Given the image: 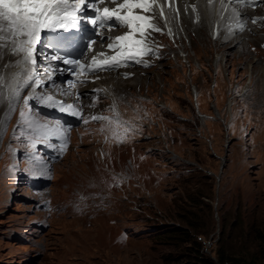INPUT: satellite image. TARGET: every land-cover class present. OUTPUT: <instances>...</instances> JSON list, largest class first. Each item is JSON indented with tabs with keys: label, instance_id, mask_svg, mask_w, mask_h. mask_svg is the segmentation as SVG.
I'll use <instances>...</instances> for the list:
<instances>
[{
	"label": "rangeland",
	"instance_id": "obj_1",
	"mask_svg": "<svg viewBox=\"0 0 264 264\" xmlns=\"http://www.w3.org/2000/svg\"><path fill=\"white\" fill-rule=\"evenodd\" d=\"M199 17L198 26L185 28L186 60L169 54L155 67L131 68L139 72L121 76L120 89L109 86L117 111L101 91L96 99L84 97L81 115L95 111L107 119L65 127L59 159L49 161L34 136H21L17 127L10 132L3 117L0 264H170L179 250L189 258L195 251L194 242L181 241L186 232L215 261L219 243L250 245L254 231L264 229V50L258 47L264 27H252L257 39L230 46L222 29L212 37L210 18ZM159 37L167 51L175 45ZM135 75L142 78L137 85L126 84ZM233 81L235 90L246 89L234 96L224 130L209 102L224 114L220 106ZM15 110L29 113L24 101ZM197 110L207 114L203 121ZM31 115L58 122L33 106ZM15 132L18 146L10 149ZM103 144L107 151L100 153Z\"/></svg>",
	"mask_w": 264,
	"mask_h": 264
},
{
	"label": "snow or ice",
	"instance_id": "obj_2",
	"mask_svg": "<svg viewBox=\"0 0 264 264\" xmlns=\"http://www.w3.org/2000/svg\"><path fill=\"white\" fill-rule=\"evenodd\" d=\"M73 2L74 0H0V51L8 49L10 46L12 55L21 56V60L17 61L18 65H22L24 69L31 65V69L24 72L26 79L23 86L15 85L11 88L9 112L15 110V103L20 98L21 87H31L32 92L35 93L38 89L48 86V81L39 78L37 46L43 44L48 35H52L53 40L68 39L67 36L61 35V30L69 32L70 29L80 28L85 16L87 17L86 23L92 25V32L99 36L102 44L111 38L103 36L97 32V29L113 30L117 27L127 29L124 34L116 36L112 42L107 43V49L115 54L106 56L104 52H100L92 56L87 65L82 64L79 59H67L58 55H52L50 57L52 61L62 60L64 65L70 66L72 73L80 71L81 75H88L127 66L128 61L140 63L138 57L150 54V49L146 45V34L149 30L160 31L151 23L154 17L146 15L152 11L155 0H122L119 3L117 0H107L116 6L103 7L102 9L96 7L95 0H90L88 3L86 0H79L75 7H72ZM101 2L103 3L105 0H101ZM231 2L240 3L242 6H258L254 0H231ZM89 9L92 11L88 12ZM161 15H163L162 11ZM238 27L240 30L243 29L242 24ZM95 42L92 40L86 45L89 51H92V45ZM49 44L56 47L52 41H49ZM145 66L147 65L145 64ZM61 71L63 72L64 69ZM53 75H55V70L48 73L49 81ZM72 85L73 82L68 81V86ZM4 87L0 85V93L3 92ZM80 95L77 94V99ZM2 99V95H0V102ZM23 99L24 105L29 108V113H20L17 128L21 131V136L31 135L37 141H50L54 136L56 139L63 137L66 140L67 129L63 124L58 123L49 128L48 125L41 124L32 117L30 101L38 99L37 96L30 94ZM39 99L41 106L58 108L60 112H67L78 120L81 118V113L75 110L73 104L65 105L63 101L55 100L52 95L40 96ZM92 119L100 120L107 119V117L94 116ZM84 123H88V120H84ZM21 125H25V127H21ZM66 146L64 143L61 151ZM33 147H35V143H33Z\"/></svg>",
	"mask_w": 264,
	"mask_h": 264
},
{
	"label": "bare ground",
	"instance_id": "obj_3",
	"mask_svg": "<svg viewBox=\"0 0 264 264\" xmlns=\"http://www.w3.org/2000/svg\"><path fill=\"white\" fill-rule=\"evenodd\" d=\"M155 1L156 3H158V5H161L162 8V12H163L162 24L164 27H166L165 34L168 37H170L171 42L175 44L171 46V49H168L166 54L173 55L175 56V58L178 57L180 59H185L186 55L184 54L183 51L184 48L182 46V39L184 38L185 33L186 35L188 33L186 32L185 28L186 27L195 28L196 26H198L200 22V17H199L200 14H202L203 20L205 22L209 23L210 21L209 25L211 29V36L212 37L215 36L216 33L219 31V29H222L225 33V38H228L227 41L228 42L231 41L229 44L230 46H234L239 41V39H246L245 37L247 36L253 39L252 38L253 34L257 36L259 33L256 34L255 29H252V27H255L257 23L264 24V20L261 19L253 23L250 30L239 31L232 28L231 27L232 21L235 19L237 15L244 14L246 12V7L242 6L240 3L233 4L228 0H155ZM78 2L79 0H74L73 4H76ZM88 2H90V0H86V3ZM105 2H107V0H105ZM73 7H75V5ZM259 10L262 13H264V4L261 5ZM176 12L178 13L177 15ZM209 18L210 20L208 21ZM186 21H189V25H187V23L186 25L183 24ZM213 27L216 30L214 33L215 35H213V29H212ZM258 36H260V34ZM231 39H235V40H231ZM41 47H42L41 44L37 46V53H36L37 70L40 73L39 78L41 80L48 81V86H45L42 89H38L35 93L32 92L31 87L28 88L21 87L20 98L15 104L24 101L23 98L30 94L37 96L38 97V99H36L37 101H40L39 99L40 96L46 97L48 95H52L55 100L63 101L65 105L73 104L75 110L81 113V108L86 103L84 101L85 100L84 97L90 94L95 95L98 91H101L102 95H105L107 97L109 96V98H111L110 100L112 101V104H109V107L112 110L117 111L118 102L116 100V97H114V94L112 92H109V90L107 89L109 88V86L115 88L117 87L119 89L123 87L121 85L123 81L119 80L122 76L121 74L116 72H99L97 74L91 75L93 77L91 81H87L81 84L79 82H74V78L71 77V74L69 72H64V74L66 75V78L64 80L59 79L57 77V73L55 72V75H53L52 79L49 81L48 73L53 72L51 67L52 66H55V68H60V67H58L54 62H52V60L49 57H47L46 59V56L41 51ZM101 47L102 44H100V46L96 47L95 49H101ZM213 57H217V54H215ZM19 60H21V56L12 55L10 51V46L8 49L0 51V85L5 86L3 88L4 95L3 93H0V95H2L3 98L2 102H0V132L2 128L1 122L3 117L5 118L4 121L8 119L12 123V128L10 129V132H13V130L16 131L15 127L17 126L14 125L18 124V121L20 120V115L17 114L16 110L9 112V99L11 96V88L14 87L15 85L23 86L24 81L26 79L24 72L29 71L31 69V65H28L27 69H24L22 65L17 64V61ZM126 70L131 71V69L128 68H126ZM138 72L139 71H133L132 75L125 77V79L132 77L133 74ZM141 79L142 78H139L138 75H135L134 78L130 80V82H126V84L130 85L131 82H133L132 87H135L137 85L136 81L137 80L139 81ZM68 81L73 82V85L71 87L68 86ZM53 82H58V83H56V85H53L52 84ZM190 92L191 94L194 95L195 102H197L196 91L193 92V90L192 91L190 90ZM64 93L66 94L65 99L62 98V95ZM78 93L81 94L79 96V99H77ZM96 95L98 98L99 95L98 94ZM48 113L50 114L51 112ZM202 115L203 113H201L200 116ZM53 118H58V115H55V117ZM39 123L47 124L49 128H52L58 124L56 120L49 121L47 119L39 120ZM73 128L74 127H72L70 130H72ZM18 134L19 135H16L15 132V134L12 133L10 135V142H12L10 143V149L12 147L18 146L16 142L18 141L17 138L20 137V132H18ZM104 134H106V132ZM22 148L23 149L25 148L26 150L29 151V146ZM94 149L93 147H91L89 151H91L92 154H95ZM97 151L100 153L102 152L105 153L107 151L106 145L103 144L101 148L97 149ZM82 164L83 167L81 168H85L86 164L84 162Z\"/></svg>",
	"mask_w": 264,
	"mask_h": 264
},
{
	"label": "trees",
	"instance_id": "obj_4",
	"mask_svg": "<svg viewBox=\"0 0 264 264\" xmlns=\"http://www.w3.org/2000/svg\"><path fill=\"white\" fill-rule=\"evenodd\" d=\"M180 237L181 241L194 242L196 244L195 251L191 254V258H189L186 251L179 250L180 253L177 256L179 258H176L170 264H264L263 228H257L254 231L249 240L250 245L244 246L240 244L237 249H232V247H226L224 243H219L215 251V261H212L200 252L199 243L187 232Z\"/></svg>",
	"mask_w": 264,
	"mask_h": 264
},
{
	"label": "clouds",
	"instance_id": "obj_5",
	"mask_svg": "<svg viewBox=\"0 0 264 264\" xmlns=\"http://www.w3.org/2000/svg\"><path fill=\"white\" fill-rule=\"evenodd\" d=\"M234 4V3H233ZM262 4H264V0H259L258 1V3H257V5L258 6H255V7H251V6H245L246 8H249V9H251V10H253V11H251V10H249V11H247V13H246V15H244V14H241V15H238V16H240L242 19H244L245 20V22H244V26H243V29L242 30H240V28L238 29V28H234V29H236V30H239V31H244V30H247V28H248V30H250L251 29V27H252V24L253 23H255L257 20H264V13H262L259 9H260V7H261V5ZM255 27H257V28H260V27H264V24H260V23H257V25L255 26ZM213 29V28H212ZM264 31V30H263ZM262 33V32H261ZM261 37H264V32L262 33V35H261ZM160 39H162V38H160ZM253 39H257V38H253ZM162 41V43L164 44L163 45V47L161 48V50H160V52H159V56L157 57V58H153L148 64H147V66H144V65H136L135 67H133V68H148V67H155V66H157V63H159L160 61H162V59H164V58H169V54H166L167 53V49H166V47H167V44H166V42L165 41H163V40H161ZM258 47L259 48H261V49H263L264 50V38H261V40L260 41H258ZM131 69V68H130ZM165 71V70H164ZM131 72V71H130ZM130 75H132V72H131V74ZM129 75V76H130ZM128 77V76H127ZM234 84H235V82L233 81V82H231L230 84H229V86L227 87V90L225 91L226 93H224V96H223V99H222V103H221V106H220V109H221V111H223L224 112V114L223 113H220L219 111V109L217 108V106L215 105V104H213L212 102H209V105H210V108H211V110H212V112L213 113H215L216 114V117L220 120V118L219 117H221L222 118V116H221V114L223 115V118H222V121L220 120V122L222 123V125H223V128H224V130H225V128H226V119L224 118L225 116L227 117V119L229 118V116H231L230 115V113H231V111H232V101H234V96L235 95H237V94H240L242 91H244L245 89H246V87L244 88H242V87H240V88H238L237 90H235V87H234ZM227 95L229 96H231V99H230V101H229V103H226V97H227ZM97 98V97H96ZM95 98V99H96ZM228 104V105H227ZM228 110H227V109ZM197 116L198 117H201L202 118V121L205 119V118H203L205 115H207V114H204L203 112V115L202 116H200L201 115V112L199 111V110H197ZM90 115H93V116H99V117H102V116H100V114H97L95 111H93L92 113H90V114H88L87 115V117H85L86 118V120H88V121H99V120H93V119H88V117L90 116ZM102 115V114H101ZM209 116H211V115H209ZM84 123V122H83ZM205 136H207V135H205ZM208 138H209V136H207ZM64 152V151H63ZM168 152H172L171 150H169V149H166V153H168ZM42 153V152H41ZM172 154H173V152H172ZM45 155V154H44ZM61 155H62V153L59 155V156H57L55 159H53V160H51V159H49L46 155V157L49 159V161H55V160H57V159H59L60 157H61ZM174 155H176V154H173L172 156L174 157ZM177 156V155H176ZM178 157V156H177ZM28 181H30V182H28ZM25 182H26V184H28L30 187H33V186H35L36 185V182L35 181H33V180H31L30 178H27L26 180H25ZM43 204H46L47 206L46 207H44L43 206ZM41 207H43V208H48V203L47 202H45V201H43L42 203H41ZM50 208V207H49Z\"/></svg>",
	"mask_w": 264,
	"mask_h": 264
},
{
	"label": "built area",
	"instance_id": "obj_6",
	"mask_svg": "<svg viewBox=\"0 0 264 264\" xmlns=\"http://www.w3.org/2000/svg\"><path fill=\"white\" fill-rule=\"evenodd\" d=\"M230 99H231V96L229 95H227V97H226V103H229V101H230ZM228 105V104H227ZM227 109V108H226ZM228 110V109H227ZM220 118V120L222 121V118L221 117H219ZM207 137V136H206ZM167 155H169V157H173L172 155V152H168V153H166ZM171 155V156H170Z\"/></svg>",
	"mask_w": 264,
	"mask_h": 264
}]
</instances>
